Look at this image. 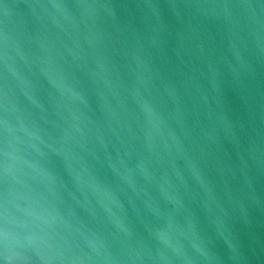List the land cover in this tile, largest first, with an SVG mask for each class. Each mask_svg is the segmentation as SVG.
Returning <instances> with one entry per match:
<instances>
[{
    "label": "water",
    "instance_id": "95a60500",
    "mask_svg": "<svg viewBox=\"0 0 264 264\" xmlns=\"http://www.w3.org/2000/svg\"><path fill=\"white\" fill-rule=\"evenodd\" d=\"M0 264H264V0H0Z\"/></svg>",
    "mask_w": 264,
    "mask_h": 264
}]
</instances>
